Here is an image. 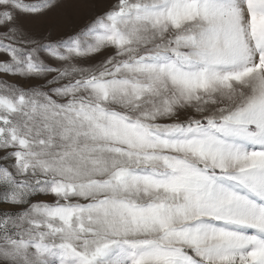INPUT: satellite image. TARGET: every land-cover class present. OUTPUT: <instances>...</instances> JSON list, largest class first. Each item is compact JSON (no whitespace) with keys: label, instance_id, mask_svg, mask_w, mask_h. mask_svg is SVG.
Masks as SVG:
<instances>
[{"label":"snow or ice","instance_id":"snow-or-ice-1","mask_svg":"<svg viewBox=\"0 0 264 264\" xmlns=\"http://www.w3.org/2000/svg\"><path fill=\"white\" fill-rule=\"evenodd\" d=\"M0 264H264V0H0Z\"/></svg>","mask_w":264,"mask_h":264},{"label":"rangeland","instance_id":"rangeland-1","mask_svg":"<svg viewBox=\"0 0 264 264\" xmlns=\"http://www.w3.org/2000/svg\"><path fill=\"white\" fill-rule=\"evenodd\" d=\"M50 23H56V24H58V25H60V26H63V22H62V20H49V21H46V22H45V26H47V25L50 24ZM8 79H9V80H12L13 78L9 77ZM22 83H25V82H22ZM27 83H32V82H27Z\"/></svg>","mask_w":264,"mask_h":264}]
</instances>
